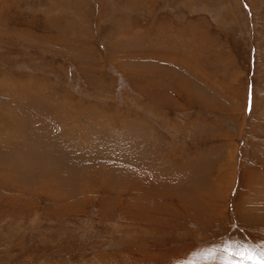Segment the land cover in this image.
Instances as JSON below:
<instances>
[{"label":"rangeland","instance_id":"1","mask_svg":"<svg viewBox=\"0 0 264 264\" xmlns=\"http://www.w3.org/2000/svg\"><path fill=\"white\" fill-rule=\"evenodd\" d=\"M264 251V0H0V264H223Z\"/></svg>","mask_w":264,"mask_h":264},{"label":"snow or ice","instance_id":"2","mask_svg":"<svg viewBox=\"0 0 264 264\" xmlns=\"http://www.w3.org/2000/svg\"><path fill=\"white\" fill-rule=\"evenodd\" d=\"M224 251L228 258L223 261V264H264V251L258 255L248 249L232 251L225 248Z\"/></svg>","mask_w":264,"mask_h":264}]
</instances>
